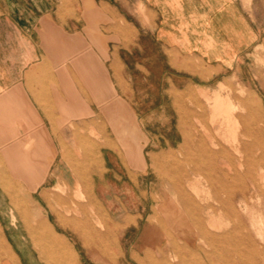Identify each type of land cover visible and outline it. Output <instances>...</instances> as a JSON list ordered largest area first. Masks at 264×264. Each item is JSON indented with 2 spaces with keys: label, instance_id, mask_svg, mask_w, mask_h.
<instances>
[{
  "label": "crops",
  "instance_id": "1",
  "mask_svg": "<svg viewBox=\"0 0 264 264\" xmlns=\"http://www.w3.org/2000/svg\"><path fill=\"white\" fill-rule=\"evenodd\" d=\"M256 40L239 0H0V264H40L36 239L21 229L20 176L31 179V192L48 207L58 186L82 191L71 178L78 181L84 146L97 144L99 151L90 150L100 154V168L92 169L98 177L92 189L96 200L106 206L104 194L116 191L108 176L127 177L134 191L142 192L147 145L153 140L137 111L147 106L116 102L130 93V48H140L134 62L147 75L157 72L170 94L192 87L207 69L235 66ZM148 46L155 53L141 49ZM156 142L170 144L165 138ZM21 161L26 172H20ZM148 203L146 198L134 202L142 211L125 213L127 228H137ZM176 235L189 240L192 234ZM165 240L172 238L159 229L138 233L123 255L147 264L148 246H154L163 264L179 253L163 247ZM142 241L149 245L141 246ZM253 245L250 258L258 264V245Z\"/></svg>",
  "mask_w": 264,
  "mask_h": 264
},
{
  "label": "rangeland",
  "instance_id": "2",
  "mask_svg": "<svg viewBox=\"0 0 264 264\" xmlns=\"http://www.w3.org/2000/svg\"><path fill=\"white\" fill-rule=\"evenodd\" d=\"M239 1L243 5L244 18L257 33V40L244 48L235 66L219 68L218 72L215 67L210 68V71L207 69L202 76L195 77L194 85L190 88H180L166 94L159 84L158 73L147 75L134 62L140 55V48H130L131 64L126 70L130 75V93L123 96L120 94L123 100L116 98V102H129L135 108L144 104L147 106V110L137 111L142 128L153 140L147 145L148 167L146 176L140 179L141 193L134 191L129 178L117 179L108 176L107 180L114 184L116 191L104 194L106 206L96 200L92 189L98 177L92 176V169L96 166L100 168V154L90 150L99 151L101 146L97 144L84 146L87 153L84 152L83 159L77 161L80 167L77 171L80 174L78 181L75 182V177L71 178V183L83 185L82 191L58 186L57 191L51 192L47 199L48 207L37 198V194L31 192V179L26 176L19 177L17 208L21 229L28 228L31 236L36 239L35 258L39 259L40 264H135L123 252L127 253L134 245L138 233L158 234V229L164 233L165 238H172L171 241L165 240L163 247L179 252L176 256L164 258L163 264H252L250 238L257 243L260 250L258 264H264V195H257L252 199L255 203H261L255 220L244 215L241 220L227 218L220 216L221 212L218 211L217 229L213 230L204 225V231L216 232L220 235L217 238L200 236L189 218L194 211L191 201L195 204L198 201H210L207 193V173L216 162L223 161L224 154L233 159L236 167H240L241 174L249 167L256 170L259 173L256 181L264 189V174H261L257 166V157L260 156V139L257 134L247 137L243 127L236 129L241 153L235 151L232 143L226 141L233 136V128L228 126L227 116L223 113L225 105H231V116L236 120L241 117V123L248 122L247 111L242 106L246 97H254L264 113V0ZM249 39L250 36L244 29L243 40ZM141 49L147 54L155 53L152 46ZM205 96L211 100L207 101ZM217 98L224 101V106L215 103ZM157 138L170 140V144L158 145ZM210 138H215V147L210 148ZM210 149L218 153L225 151L223 155H214ZM196 166L198 171L194 173L192 170ZM25 167L26 162L21 161L20 172H26ZM211 172L216 185L227 182L215 170L212 169ZM132 180L136 181V177L133 176ZM194 181L199 182V198L192 188ZM49 182L54 183L52 179ZM250 182L249 178L242 175L232 184L241 186ZM126 189H131V192H126ZM145 198L149 202L144 210L147 216L140 220L137 228H127L125 213L142 211L134 202L143 201ZM225 199L226 194L222 193L221 200ZM236 207L241 210L239 204ZM204 221L208 222L206 219ZM132 222L135 223V218ZM38 223L40 224L36 226ZM49 224L54 234L72 250V257L68 261H64L57 245L47 238ZM178 233L184 238V235H192H189V240H181L176 235ZM44 241L51 246L49 255ZM144 245H149V242L142 241L141 246ZM148 249L152 255L147 257V264H158V257L154 255L157 248L148 246ZM92 252L101 255L91 256Z\"/></svg>",
  "mask_w": 264,
  "mask_h": 264
},
{
  "label": "bare ground",
  "instance_id": "3",
  "mask_svg": "<svg viewBox=\"0 0 264 264\" xmlns=\"http://www.w3.org/2000/svg\"><path fill=\"white\" fill-rule=\"evenodd\" d=\"M260 60L261 59H259V61ZM201 96H202V94H201ZM205 97H206L207 101L211 100L208 96H205ZM215 103L221 104L223 106L225 104L224 101L220 100L219 98H217L215 100ZM228 104H229V101H228ZM221 105H220V107H221ZM242 106L247 111L248 122L243 121L241 123V120H242L241 117L239 118V120L238 119L236 120V118H233V116H231V113H232L231 112L232 111L231 105H227V106L225 105L224 111L221 109L222 107L220 108L218 106L223 111L225 116H227L226 118H227L228 126H230V127L232 126L231 128H233V136L229 140L227 139L226 141H228L230 144L232 143L234 150L237 151L238 153H241V151H242L241 143H240V140L238 138L239 134L237 133L236 129L239 130L241 127H243V131L245 132V135L247 137H253L255 134H257V136L259 137L258 139H260L259 140L260 142L259 143L257 142L259 144L258 150H260V156L257 157V159H258L257 162L259 163L257 166H258V169H260L261 174H264V113L262 111L260 104L252 96L244 98V100L242 101ZM218 107H216V108H218ZM220 109H218V110H220ZM215 112L216 111H214V113ZM220 120H222V119H220ZM227 135H228V133H227ZM216 143L217 142H216L215 138H210V148H211V146L215 147V145H217ZM229 143H228V145H229ZM226 144H227V142H226ZM224 151L225 150L218 153V151H213L210 149V152H212L214 155H217V154L223 155ZM223 156H224L223 161L216 162L212 169L215 170V172L217 174H220V176L222 178H224L227 182H225L224 184L221 183V185H216L215 179L212 177V172H211L212 169H209L206 178L209 182L208 183L209 185L207 188V193H208V198H209L208 200H210V201H206V203L202 202V201H198V203L196 202V204L194 203V201H191V205L193 206L194 211L192 212V214L190 215L189 218L192 221L193 227L195 228V230H197V233L200 236H203V237L205 236L206 238H208V237L209 238H211V237L217 238L220 236L219 234H216V232L211 233L209 231H204V229H205L204 225L205 224L210 226L213 230L217 229L216 215H217L218 211L221 212L220 216H226L227 218L234 217L237 220H241L242 216L244 215L248 219L250 218L252 220H255V214H257L258 211H260V204L261 203H260V201H257L255 203L252 201V199H254L257 195H262V196L264 195V189L260 186L258 181H256V180H258L256 178V175L257 176L259 175V173H257L256 170H252L249 167V168H246L244 170V172H242V174H241L240 167L235 166L233 159H231L230 157H228L225 154ZM240 166H241V168L243 167V165H240ZM245 167H248V166L245 165ZM232 170H234L235 172L231 173ZM192 171L194 173H196V171H198L197 166L194 167ZM242 175L246 178H249V181H251V182L249 184L243 183L241 186L237 185V184L233 185L232 183L235 182V179H237V177L242 176ZM198 183H199L198 181H194V186L192 188L194 189L195 195L199 198V191H198L199 184ZM222 193L226 194L225 200H221L222 199ZM237 204L240 205L241 210L240 209L237 210V207H236ZM196 214H197V217H196ZM204 219H206V221H208V222L205 223ZM260 225H261V223H260ZM259 235L262 236V233H259ZM261 236H259V237H261ZM47 238L50 241H53L57 245L58 250L64 256V261H68L72 257L73 252L70 249V247L68 246V244L65 241L60 240L54 234L53 228L50 225H49V231H48ZM250 242H251L252 247L256 248V245H253L254 241L252 240V238H250ZM258 253L260 255V250H258Z\"/></svg>",
  "mask_w": 264,
  "mask_h": 264
}]
</instances>
